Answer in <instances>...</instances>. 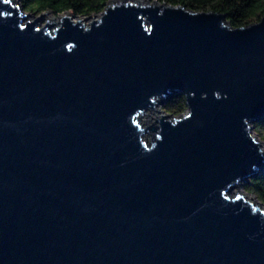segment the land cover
Instances as JSON below:
<instances>
[{
  "label": "water",
  "instance_id": "obj_1",
  "mask_svg": "<svg viewBox=\"0 0 264 264\" xmlns=\"http://www.w3.org/2000/svg\"><path fill=\"white\" fill-rule=\"evenodd\" d=\"M26 11L0 0V264H264L263 203L233 190L264 170V13Z\"/></svg>",
  "mask_w": 264,
  "mask_h": 264
},
{
  "label": "trees",
  "instance_id": "obj_2",
  "mask_svg": "<svg viewBox=\"0 0 264 264\" xmlns=\"http://www.w3.org/2000/svg\"><path fill=\"white\" fill-rule=\"evenodd\" d=\"M171 4H183L196 10L213 9L225 13L232 25H241L258 19L264 13V0H159ZM25 10L42 11L48 9L59 13L71 10L74 15H89L101 11L107 0H19ZM185 95L178 91L165 98L162 107L166 112L178 114L186 108ZM257 130L264 136V116L254 120ZM247 191L253 192L264 202V170L244 183Z\"/></svg>",
  "mask_w": 264,
  "mask_h": 264
},
{
  "label": "rangeland",
  "instance_id": "obj_3",
  "mask_svg": "<svg viewBox=\"0 0 264 264\" xmlns=\"http://www.w3.org/2000/svg\"><path fill=\"white\" fill-rule=\"evenodd\" d=\"M17 1L19 2V0H17ZM19 3H20V2H19ZM26 12L30 13V14H29V17H34V16H36L37 14H40L42 11H30V10H27ZM47 12H48L49 15L56 17V19H57L58 16H59V13H58V14H57V13L54 14V12H52V11H47ZM91 16H92L91 14H89V15H74L75 18H77V17H81V18L83 19L84 22H85V20L88 19V17H91ZM45 19H46V16H45V14H44V16L41 17V20H40L41 23H44ZM85 23H86V22H85ZM158 107H159V109H161L162 111H157V110H155V109H153V108H149L148 111L146 112L148 116L144 115V116H143V119L141 120V122H142L143 124L150 123L154 118H156L158 115H160L161 113L164 112L163 107H162V103H159V104H158ZM144 113H145V111H143L142 114H144ZM252 126H253V132H254V133L257 135V137L260 139V141H261V145L264 147V136H262L261 132L257 130V127H256V125L254 124V121H252ZM245 182H246V181H243V182H241V183H238L237 185H234V186H233V190H239V191H240V190L243 189L242 191L245 192L246 196L248 195L249 198H253V197L256 196V195H255L253 192L247 191V190L244 188V183H245ZM262 203H263V206H264V202H263V201H262Z\"/></svg>",
  "mask_w": 264,
  "mask_h": 264
},
{
  "label": "bare ground",
  "instance_id": "obj_4",
  "mask_svg": "<svg viewBox=\"0 0 264 264\" xmlns=\"http://www.w3.org/2000/svg\"><path fill=\"white\" fill-rule=\"evenodd\" d=\"M44 14H45V16H46L47 18H51V19H53V20H57V19H58V18L56 19V17H54V16L49 15L48 12H46V13H44ZM59 14H60V13H59ZM59 16H60V15H59ZM28 17H29V16H28ZM73 18H75V17H73ZM247 197H249V196L247 195ZM251 199H252V198H251Z\"/></svg>",
  "mask_w": 264,
  "mask_h": 264
},
{
  "label": "snow or ice",
  "instance_id": "obj_5",
  "mask_svg": "<svg viewBox=\"0 0 264 264\" xmlns=\"http://www.w3.org/2000/svg\"><path fill=\"white\" fill-rule=\"evenodd\" d=\"M5 2H9V0H5Z\"/></svg>",
  "mask_w": 264,
  "mask_h": 264
}]
</instances>
